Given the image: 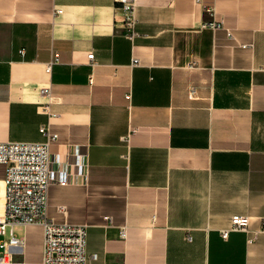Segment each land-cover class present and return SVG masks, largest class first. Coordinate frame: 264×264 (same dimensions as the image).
Listing matches in <instances>:
<instances>
[{"label": "crops", "instance_id": "1", "mask_svg": "<svg viewBox=\"0 0 264 264\" xmlns=\"http://www.w3.org/2000/svg\"><path fill=\"white\" fill-rule=\"evenodd\" d=\"M124 14L0 0V142L58 133L49 216L87 224L97 264H264V0H139L133 40ZM235 214L251 232L225 239ZM13 230L10 264H39L44 227Z\"/></svg>", "mask_w": 264, "mask_h": 264}, {"label": "built area", "instance_id": "2", "mask_svg": "<svg viewBox=\"0 0 264 264\" xmlns=\"http://www.w3.org/2000/svg\"><path fill=\"white\" fill-rule=\"evenodd\" d=\"M138 3L139 0H117V4L125 13L124 26L127 36L132 40L139 34L136 30ZM206 11L211 17L215 16L214 7H208ZM62 12V9H56V14ZM205 26L218 29L224 28V23L208 20ZM229 35L233 36L231 31ZM243 46L246 47L247 44ZM88 57L90 65L95 66V53H89ZM58 60L59 53H55L47 65V70L50 71ZM138 64L139 59L134 58L132 65ZM42 93L48 97L52 96L50 87H43ZM195 94L196 89L193 88L190 96L194 97ZM50 105L51 102H47L41 107L45 113L53 115ZM40 131L44 137L40 141L0 142V163L6 165L0 236L5 235L7 229L11 228L10 237L0 239V264H10L13 249L24 244L23 238L15 235L14 227L36 223L44 227L43 257L39 264H97L98 253L89 252L87 249L88 225L59 223L49 216V189L54 181L51 148L59 135L50 124L43 125ZM250 224L249 215H232L229 225L221 229V235L227 239L233 231L251 232ZM188 239L191 240L190 235Z\"/></svg>", "mask_w": 264, "mask_h": 264}, {"label": "rangeland", "instance_id": "3", "mask_svg": "<svg viewBox=\"0 0 264 264\" xmlns=\"http://www.w3.org/2000/svg\"><path fill=\"white\" fill-rule=\"evenodd\" d=\"M8 236H9V233H8V231H7L5 235H3V236H0V239H1V238H3V237H5V238H6V237H8Z\"/></svg>", "mask_w": 264, "mask_h": 264}]
</instances>
